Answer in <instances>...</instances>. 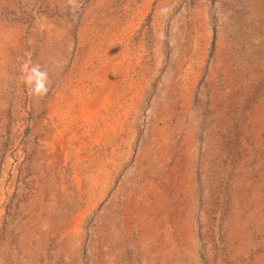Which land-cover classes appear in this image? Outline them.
<instances>
[{"label":"rangeland","instance_id":"1","mask_svg":"<svg viewBox=\"0 0 264 264\" xmlns=\"http://www.w3.org/2000/svg\"><path fill=\"white\" fill-rule=\"evenodd\" d=\"M0 264H264V0H0Z\"/></svg>","mask_w":264,"mask_h":264},{"label":"clouds","instance_id":"2","mask_svg":"<svg viewBox=\"0 0 264 264\" xmlns=\"http://www.w3.org/2000/svg\"><path fill=\"white\" fill-rule=\"evenodd\" d=\"M75 6V0H69ZM20 82L28 93L36 101L43 100L50 91L51 81L47 70L43 69L39 63H34L31 54H27V59L20 66Z\"/></svg>","mask_w":264,"mask_h":264}]
</instances>
